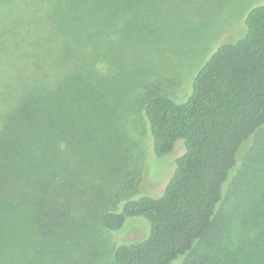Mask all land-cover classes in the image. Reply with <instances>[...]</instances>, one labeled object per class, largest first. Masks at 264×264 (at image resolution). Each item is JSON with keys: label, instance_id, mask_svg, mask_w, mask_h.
Returning a JSON list of instances; mask_svg holds the SVG:
<instances>
[{"label": "trees", "instance_id": "obj_1", "mask_svg": "<svg viewBox=\"0 0 264 264\" xmlns=\"http://www.w3.org/2000/svg\"><path fill=\"white\" fill-rule=\"evenodd\" d=\"M127 2L134 3L129 10ZM207 2L0 0V264H47L48 257L63 264L68 243L54 256L55 245L97 226L122 231L135 217L150 222L148 236L120 241L113 264H264V191L235 250L196 254L204 242L212 249L249 142L255 139L248 158L258 154L249 162L264 161V3L248 11L242 38L222 42L207 59L185 101L147 100L155 155L170 154L179 140L185 145L163 193L140 194L142 169L126 172L110 193L89 191L94 172L121 170V133L109 125L123 111L112 96L130 94L117 67L129 56L144 59L148 49H168L173 22L188 23ZM113 12L115 21L94 24ZM101 61L108 67L99 69ZM248 170L256 178L264 167Z\"/></svg>", "mask_w": 264, "mask_h": 264}, {"label": "rangeland", "instance_id": "obj_2", "mask_svg": "<svg viewBox=\"0 0 264 264\" xmlns=\"http://www.w3.org/2000/svg\"><path fill=\"white\" fill-rule=\"evenodd\" d=\"M208 1L206 7L199 4L194 8L197 11L188 17V23L173 22L170 29L174 34L171 37L173 45L168 49L161 47L148 49L144 53V59L136 57L135 60V56H129L126 66L117 67L121 78L127 80L123 79L130 94L112 96L117 99L123 111L116 121H113L114 125L111 120L109 122L110 131L113 128V131L117 129V135L121 133V140L119 141L118 138L115 140L121 153L120 158L117 159V168L121 170L115 167H101V171L94 172L89 191L110 193L120 186L119 182L126 172L142 169L140 194L158 197L163 193L175 171L177 158L185 152V145L183 140H179L170 154L163 157L155 155L150 126L144 114L147 100L154 94H160L171 96L178 102L185 101L191 94L194 77L207 59L222 42L237 41L242 38L244 35H240L243 33L244 19L248 11L264 3V0ZM112 3L108 2V6ZM133 4L127 2L123 5L129 10L134 6ZM112 18L115 21V12L103 15L94 24L100 26ZM125 57L127 52L123 58ZM78 60L82 59L78 58ZM97 67L107 68L108 64L101 61ZM4 97L6 96H0V111L5 110ZM258 138L263 141L264 130ZM254 140L245 147L238 167L232 174V180L228 185V198L218 212L219 226L218 232L212 237V249L207 248L208 243L204 242L199 245L196 254H213L219 248L225 247L233 251L248 235L245 223L251 219L246 218V213L249 212L252 204L257 203L264 191V172L261 176L253 178L248 170L251 167L252 172L258 173L256 170L264 167V161L257 164L249 162L251 156L258 155L252 153L248 158ZM116 171L118 174L113 177ZM112 181L116 185H113ZM149 229L150 222L144 217L129 218L123 230L116 233L97 226L89 229L88 233L81 237L76 236L66 243L55 245L54 256L58 247L61 248L68 243L59 253L61 261L64 259L63 264H113V250L120 241L143 240L148 236ZM186 259L175 264H185ZM46 260L47 264H51L50 257Z\"/></svg>", "mask_w": 264, "mask_h": 264}]
</instances>
